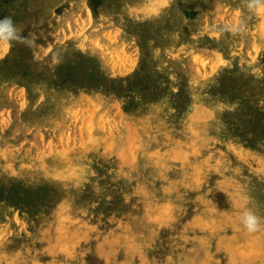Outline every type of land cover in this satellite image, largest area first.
<instances>
[{"label":"rangeland","instance_id":"obj_1","mask_svg":"<svg viewBox=\"0 0 264 264\" xmlns=\"http://www.w3.org/2000/svg\"><path fill=\"white\" fill-rule=\"evenodd\" d=\"M249 2L0 0V264H264Z\"/></svg>","mask_w":264,"mask_h":264},{"label":"clouds","instance_id":"obj_2","mask_svg":"<svg viewBox=\"0 0 264 264\" xmlns=\"http://www.w3.org/2000/svg\"><path fill=\"white\" fill-rule=\"evenodd\" d=\"M162 7H167L168 0H160ZM253 4H255L254 13L257 16L264 15V0H250L248 7L249 10H253ZM157 15L159 12L157 11ZM239 13H237V18ZM238 19L234 23H238ZM13 21L11 17H5L0 20V48L6 52L12 47L9 43L11 38H14L15 29L12 27ZM235 31V28L232 29ZM239 220L248 233H255L264 227V217L257 215L251 208L245 207V210L239 217Z\"/></svg>","mask_w":264,"mask_h":264}]
</instances>
